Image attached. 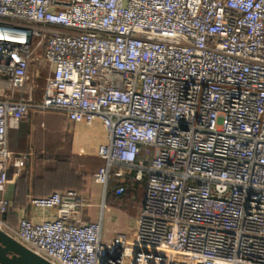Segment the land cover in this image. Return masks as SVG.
Here are the masks:
<instances>
[{"label": "built area", "instance_id": "1", "mask_svg": "<svg viewBox=\"0 0 264 264\" xmlns=\"http://www.w3.org/2000/svg\"><path fill=\"white\" fill-rule=\"evenodd\" d=\"M42 80L41 94L36 96ZM97 123L99 218L76 192L0 231L50 264H264V0H0V191L8 129ZM145 180L131 239L103 240L109 176ZM124 189L115 191L121 196Z\"/></svg>", "mask_w": 264, "mask_h": 264}, {"label": "crops", "instance_id": "2", "mask_svg": "<svg viewBox=\"0 0 264 264\" xmlns=\"http://www.w3.org/2000/svg\"><path fill=\"white\" fill-rule=\"evenodd\" d=\"M36 83V96L39 97L43 81ZM61 130L66 136L64 142L60 143L63 146L58 147L56 145L59 143H53L52 136ZM59 133L58 141H61ZM103 142L104 134L97 123L91 126H74L58 112L32 113L16 129H8L6 148L23 157L20 173L14 177L10 170L7 174L8 184L0 191V198L10 203V212L2 217L5 223L15 227L21 219L33 222L53 220V211L31 209L28 201L67 190L76 192L86 202V207L81 212L82 221L98 220L96 203L102 195L101 188L94 183L93 177L102 164L95 156V151ZM128 178L127 174L123 177L130 182ZM138 184L137 189L143 191L145 180ZM137 213L130 215L106 207L102 215L103 240L108 241L117 233L125 234L131 239L135 223L133 227L130 223L135 221Z\"/></svg>", "mask_w": 264, "mask_h": 264}, {"label": "water", "instance_id": "3", "mask_svg": "<svg viewBox=\"0 0 264 264\" xmlns=\"http://www.w3.org/2000/svg\"><path fill=\"white\" fill-rule=\"evenodd\" d=\"M0 264H50L0 231Z\"/></svg>", "mask_w": 264, "mask_h": 264}, {"label": "trees", "instance_id": "4", "mask_svg": "<svg viewBox=\"0 0 264 264\" xmlns=\"http://www.w3.org/2000/svg\"><path fill=\"white\" fill-rule=\"evenodd\" d=\"M138 185L139 184L130 183L126 179L124 180L123 178L122 179L116 178L113 176V174L110 175L108 179L107 187H106L105 206L108 208L120 210L123 213L130 214V215L137 213L141 207V202L143 198L142 195H141L142 198L140 199V202L138 203V206L136 207V209L134 208L130 209L126 201L122 203H117L116 199L118 197L128 194L130 190L136 189ZM120 188L124 189V193L121 196H116L115 191ZM143 194H144V190H143ZM39 198H42V197H39Z\"/></svg>", "mask_w": 264, "mask_h": 264}, {"label": "rangeland", "instance_id": "5", "mask_svg": "<svg viewBox=\"0 0 264 264\" xmlns=\"http://www.w3.org/2000/svg\"><path fill=\"white\" fill-rule=\"evenodd\" d=\"M40 114H42V115H51V113H40ZM58 133L57 132L53 133V136H52L53 143H59L60 144V143H63L64 142L65 136H66L65 135V132L62 131V130L60 131L61 137H62V140L61 141H58V139H60L59 138L60 136L57 135ZM59 144L56 145V146H58V147L63 146V144H60V145ZM101 166H102V164H101ZM98 188L100 189L101 187L98 186ZM101 195L103 196V190H102V188H101ZM141 195L143 196L142 189H137L136 188V189L130 190L128 194L123 195L121 197H118L116 199V202L117 203H122V202H125L126 201V203H127V205L129 206L130 209H133V208L136 209V207L138 206V203L140 202V199L142 198ZM102 196H101V198L99 196L98 202L96 203V211L95 212H96L97 215H98V213L100 211V206H101V203H102ZM105 196H106V192H105ZM104 202H105V198H104ZM130 224H131L130 225L131 227L134 226V222L133 223H130Z\"/></svg>", "mask_w": 264, "mask_h": 264}, {"label": "bare ground", "instance_id": "6", "mask_svg": "<svg viewBox=\"0 0 264 264\" xmlns=\"http://www.w3.org/2000/svg\"><path fill=\"white\" fill-rule=\"evenodd\" d=\"M96 141V140H95ZM87 146V145H86ZM88 147V146H87Z\"/></svg>", "mask_w": 264, "mask_h": 264}]
</instances>
